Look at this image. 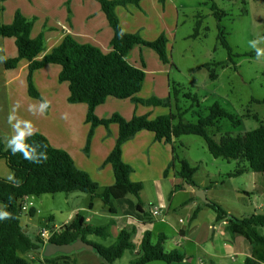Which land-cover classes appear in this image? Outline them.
<instances>
[{
  "label": "rangeland",
  "instance_id": "1",
  "mask_svg": "<svg viewBox=\"0 0 264 264\" xmlns=\"http://www.w3.org/2000/svg\"><path fill=\"white\" fill-rule=\"evenodd\" d=\"M213 2L224 11L225 15L220 22L213 16L207 0H142L141 12L134 4L132 8H127L132 15L119 8L116 15L125 32L136 33L146 41H153L162 33L166 36L167 64H163L152 49L143 45L133 46L126 59L132 64L134 61L140 64L142 59L145 63L144 69L141 68L145 72V80L136 97L143 100L150 97L168 100V105L146 106L135 103L131 99L107 97L95 112L103 117L118 113L125 118L130 112L133 116L135 109L140 115L152 109V116L173 114L175 117L173 124L178 121L196 123L200 118L209 115L210 108L214 104H218L220 108L232 114L238 123L222 117L207 127L206 132L216 141L225 134L242 136L260 124L264 125V58L257 60L255 50L250 47V41L264 36V0H213ZM82 4L84 6H81ZM36 5H40L41 8L33 9L37 11L36 18L30 19L33 22L34 32L44 33L45 24L51 28H60L57 24L58 20L61 23L67 19V23L71 24L69 22L72 19V28L76 32L73 37L78 41L95 43V46L97 45L103 52L111 46L109 42L113 36L112 28L95 0H84V3L78 0H71L69 3L64 0H48L46 9L43 8L42 3L37 2ZM90 15L95 19L96 24L101 26L98 40L95 42L93 39L96 36L90 34V19H85ZM84 20L89 22L88 30ZM197 20H200L201 24L194 38L192 35ZM218 25L222 26L224 36L231 48L230 58L227 50L218 40ZM259 47L264 48V43ZM218 63L221 64L217 65ZM44 69L40 74L35 75L37 85L40 87L39 83L42 81L49 84L57 83L56 66L48 70ZM212 75L214 79L211 78ZM23 81L26 85L25 79ZM42 93L40 95L44 97L43 100L48 101L49 93L44 90ZM56 98L53 104L50 101L52 110L50 108L48 117L42 118L43 115L39 112L33 114L32 131L40 130L41 121L47 119L49 133L47 136L54 146L51 145L64 150L56 145L55 142H58L61 146L74 150L71 153L67 152L75 160L76 167L83 168L80 163V154H85L86 146L89 148L86 152L89 153L92 139L87 145V140L83 136L85 121L80 117L78 105L84 109L86 106L83 103H77L78 109L73 110L68 117L62 118L67 115V110H63L65 109L63 98L58 96ZM33 101L40 105V100L33 98ZM104 128L109 130V127ZM171 147L173 149L166 166L156 165L153 158L151 162L147 159L144 163L135 161L132 164L134 171L130 175L132 181L141 182L140 197L145 205L150 204L146 208L143 205L144 211L149 212L151 204L154 208L160 207L165 221L169 222L168 228L165 227L166 224H158L165 234H168L162 244L163 250L171 252L176 249L186 254L183 261L171 264H211V262L213 264H243L247 256H253L257 264H264L262 247L254 244L246 228L235 223V234H233L229 225L220 224V220H216L215 211L203 204L202 199L196 196V192H203L209 201L217 203L228 216L242 218L250 213L262 214L264 189L261 188V175H254L251 171L240 176L233 175L245 165V162L214 158L209 153L203 138L197 135H181L175 139L172 146H168V149ZM97 148L94 149L93 154ZM107 156L108 154L105 157V152L96 150L95 155L91 156L93 165H86L87 171L80 170L85 171L99 185L100 177L95 175V165H100L101 160L102 166L109 165L105 162ZM182 159L186 160L191 168H195L192 186L184 182L180 186H173L171 181L167 183V180L163 179V170L178 171ZM101 186L105 185H99L98 190ZM159 187L163 190L161 194L164 201L171 204V210L169 208L165 210L156 203ZM95 198L98 200H94V203H103L99 197ZM93 199L90 194L78 191L31 195L27 203H32L33 208L30 210H33V213L30 214V210L22 212V226L29 236L35 239L39 230H50L54 224L62 227L64 215L69 209L77 208L76 213L82 216L90 214L89 203ZM255 199L259 200L260 207L257 209ZM23 205L26 203L24 202ZM193 212L196 214L195 218H191ZM50 214L54 218H49ZM92 217L94 227H104L105 230L108 228L109 220L94 215ZM180 218H183L185 222L183 225L187 229L196 227L191 232L190 239H180L179 234L176 235ZM256 229L260 235H264V226ZM104 232L100 235H88L86 241L105 247L115 244L116 238L107 230ZM175 238L179 240L180 247L174 244ZM131 241L135 249L126 250L123 256L112 264L133 263L137 258L138 241L136 237H132V234ZM151 242L156 243L154 238H151ZM182 244L184 249L181 248ZM41 251L42 248L39 251L31 250L24 254L19 252V256L23 255L30 264H49L41 256ZM76 252L78 250L71 253ZM147 264L168 263L151 261Z\"/></svg>",
  "mask_w": 264,
  "mask_h": 264
},
{
  "label": "trees",
  "instance_id": "2",
  "mask_svg": "<svg viewBox=\"0 0 264 264\" xmlns=\"http://www.w3.org/2000/svg\"><path fill=\"white\" fill-rule=\"evenodd\" d=\"M99 6L108 25L112 28L113 36L110 40L111 50L103 52L97 45L78 41L71 34H65L61 41L46 52L40 59L37 56L44 51L43 34L31 37L33 22L24 17L20 11L14 13L9 24L0 25V37L13 38L17 48V55L5 59V68H15L21 60L28 62L26 75L27 93L30 97L43 102L40 93L33 83L34 71L43 68L48 64L60 66L57 75L59 83L66 82L68 89L67 102L70 104L83 103L87 107L85 123L89 124L87 134V145L97 126L109 127L114 123L118 126L116 142L106 158L113 170V184L104 187L97 193V184L90 176L78 169L68 152L55 148L49 140L41 133L34 132L27 137L26 143L30 145V151L37 158L44 151L47 153V160L41 163H33L24 159L22 153L12 154L10 148L4 149L0 143V159H3L7 167L13 172V180H6L0 177V203L3 205L1 214L9 213L10 218L0 220V264H29L18 252L24 254L31 250L39 251L42 248V241L36 237L31 238L21 222V209L24 198L31 195L55 194L60 192H85L91 198L99 197L109 213L117 214L116 200L127 195L137 198L136 210L145 214L143 203L140 201L141 182H134L130 179L132 168L123 162L122 145L137 132L147 130L153 133L154 140L173 144L172 138H179L181 135H197L203 138L209 153L214 158H221L227 161L238 160L245 162L233 175H242L247 171L261 175L262 187L264 189V125L245 132L242 136H231L225 134L219 141H216L207 132L206 128L213 125L217 119L225 117L231 122L238 123L234 116L226 110L214 104L210 113L200 118L196 123H183L174 120L173 114L159 115L150 118L149 113L133 115L125 119L118 113L108 118H99L95 114L97 106L103 104L107 97L118 99H131L135 103L151 106H167L168 100H160L150 97L146 100L139 99L136 94L142 89L145 72L138 67L131 65L126 57L128 52L135 45H143L152 49L163 64L168 63L167 38L162 33L153 41H146L136 33L125 32L115 13L117 6H126L129 3L138 5L139 0H95ZM215 19L220 22L225 15L213 0H207ZM197 20L195 31L192 37H196L197 30L201 24ZM218 40L223 48L231 56V48L224 36L221 25H218ZM218 63L217 65H220ZM212 79L215 77L212 75ZM194 101L196 98L193 97ZM40 144L46 147H37ZM173 149V147H172ZM88 146L85 147V152ZM87 153V152H86ZM195 168H191L186 160H180V167L177 172L185 184L194 185L193 175ZM167 174L165 170L164 175ZM212 208L216 213V220H226L231 226L239 223L247 230L248 236L255 245L262 247L264 254V235H260L257 227L264 226V211L262 214L250 213L245 217L236 218L228 216L217 203H203ZM92 206V200L89 207ZM264 210V203H263ZM33 210H30V214ZM195 214V212H194ZM193 214V216H194ZM192 216V217H193ZM104 227L91 228L85 224L84 216L77 214L70 224L55 231L49 242L56 244H68L77 240L85 241L88 234L100 235ZM131 231L123 229L116 238V242L110 246H102L96 243L87 242L92 245L93 251L98 256L101 264H112L120 259L126 250H134L135 246L131 241ZM163 238L159 237L155 244L151 243V233L145 231L136 250L137 258L132 264H147L151 261H163L171 264L181 262L185 256L177 252H165L162 248ZM57 259L70 260L69 255L57 254L48 259L53 264H69L67 261L57 262ZM73 264V263H72ZM243 264H257L253 256H247Z\"/></svg>",
  "mask_w": 264,
  "mask_h": 264
},
{
  "label": "crops",
  "instance_id": "3",
  "mask_svg": "<svg viewBox=\"0 0 264 264\" xmlns=\"http://www.w3.org/2000/svg\"><path fill=\"white\" fill-rule=\"evenodd\" d=\"M64 1H66L67 3L71 2V0H64ZM141 1L142 0H139L138 5L134 4L140 10V12L142 11ZM37 2L42 3L44 9L47 8L46 4L48 3V0H0V25L11 23L13 16H14V13L16 11H20V13L28 19H31V17L36 18L35 16L37 14V11H33V9L39 10L41 8L40 5L39 6L36 5ZM78 2L84 3V0H78ZM132 5H133L132 3H129L124 7L123 6H117L115 8V12H117L116 14H118L119 8H122V10H125L127 13L132 15V12L128 11V9H127V8H132L131 7ZM81 6H84V4H82ZM88 18L90 19V31H91L90 34L96 36L93 39L94 40L93 42H95L98 40V34L101 30V26L100 25L98 26L96 24L95 19H93L92 15H90L89 17H85V19H88ZM84 21L87 24V30H88L89 22H87L86 20H84ZM69 23H71V24H68L67 19H66L64 22H61V23L59 20L57 21V24L60 26V28H55V27L51 28V27H48V24H45L43 26L44 27L43 28L44 33H42V34H43V39H44V51L41 52L37 56V59H40L52 47L57 45L61 41L62 37L65 34L69 33L72 36L76 35L75 34L76 32L72 28V19H71V22H69ZM84 33H87V32H84ZM37 35H38V32H34L33 28H32L30 36L36 37ZM45 42H46V48H45ZM47 43H49L48 46H47ZM93 44H95V43H93ZM110 50H111V46L108 48V50L106 52H108ZM16 55H17V48L15 46L14 39L13 38L0 37V56L8 59V58H13ZM4 62H5V60L3 62H0V143H2L4 149H8L9 148L8 147V141L11 139V137L13 135H15V132H16V134H18V132L20 130L28 131V129L26 128V126L24 124H20L18 126V128H15V120H13L12 123H13L14 128H15V132H14L12 126L9 123L10 114L15 116L17 119L31 121V123H32L33 112L29 111L30 106H33V105L35 106L34 111L36 113V112H39V104L34 103L33 98H31L27 93V83H26V85H25V83H23L24 79L26 82L28 62L26 60H21L17 67L10 68V69L5 68ZM129 63L135 67L142 68V69H144V66H145L143 59H142V63H140V64H138V62H136V61H134L133 64L131 62H129ZM49 66H51V67L56 66V71H57V73H59L60 66L56 65V64H48V65L44 66L43 68L34 71V73H33V83H34L37 91L42 95L43 94L42 92L44 90L47 93H49V95H50V97L47 98L48 102H49V107H48L46 113L43 114L42 118H46L49 116L50 108L52 110L51 106L53 104V101L56 100L57 99L56 96H58L59 98H63L62 102L64 103V108H65L63 110L64 111L67 110L66 111V114H67L66 117H68V114H70L73 110L79 108L78 111H79L80 117L84 120L85 115H86V111H87V107H86V109H84V108L80 107V105H78L79 107L77 108L76 104H70L67 102L68 89H67V83L66 82L59 83L57 80L56 81L57 83L51 82L49 84L45 81H42L39 84L43 90L37 85L36 80H35V75L37 73L40 74L43 70H45L44 68H46V70L51 68ZM44 101H47V100H44ZM50 101H52V104ZM39 102L41 103V101H39ZM17 105H19L18 108H17ZM97 108H98V106L96 107L95 110H97ZM135 111H136L135 112L136 115H140L136 109H135ZM95 113L100 118L109 117V116L103 117V116H100L97 112H95ZM130 113L128 116L125 117V119H130L132 117ZM147 113H149L150 118L155 117V116H152L153 115L152 109H149V111H147ZM55 115H58V114H55ZM41 123H42L41 124L42 128H39L40 130H33V131L34 132L38 131L39 133L43 134L44 136H46L48 138L47 135L49 133H48V127H47V119H44V121H41ZM84 124H85V130L83 132V136L86 139L89 124H87L85 122H84ZM117 136H118L117 124H114V123L110 124L109 130L105 129L103 126H97L95 128L93 136L91 138L92 141H91V147H90L89 153H86L84 151L85 154H80V163H81V165H83V168L80 165L81 167L79 169L87 171L86 169H88V168H86V165H90V166L93 165V161L91 159V156L93 157L95 155L96 150H100V151L105 152V157H106V155L111 152V150H112V148L116 142ZM175 139L176 138H172L173 143L175 142ZM48 140H49V138H48ZM49 141L54 146L53 142L51 140H49ZM55 143H56V145L60 146V148H63L64 150H66V152L68 151L71 153V151L72 152L74 151V150H69V148H65V147L61 146V144H58V142H55ZM168 146H172V145H169V144L164 143V142H157L154 140V135L152 132L147 131V130H141V131L137 132L134 136H132L129 140H127L126 142L123 143L121 158H122L123 162H125L126 164L131 166L132 172L134 171L132 164L135 161H140V162L144 163L145 159H147L148 162H151V159L153 158V161L156 165H161V167H164L167 165L168 159L170 157V153L172 152V147H171V149H168ZM96 147H98V148L95 150V152L93 154V151ZM76 151H77V149H76ZM101 163H102V160L100 161V165H98V164L95 165V175L100 177L99 185H105V186H101L100 190H102L104 187H106L108 185L113 184V182H114V175H113V170H112L111 165L109 164V165L102 166ZM74 164L76 166L75 160H74ZM164 172H165V170H163V179H166L167 183H169L171 181L173 186L174 185L180 186L182 184L183 180L180 177H178V175H177L178 171L176 169H174L172 172L167 171L166 175H164ZM245 174H246V172H245ZM252 174L257 175L254 172ZM0 177L7 179V180H9V177H12V180H13V172L7 167V165L3 159H0ZM99 185L97 183V187H99ZM261 188H263V187L261 186ZM100 190H98V188H97V191H100ZM158 190H159V197H158L156 203H158V206L164 207L165 210L168 208H169V210H171L172 209L171 204H168L167 201L165 202L164 197L161 194L163 190L160 187L158 188ZM28 197L29 196L24 198V202L26 203V210L27 211L33 208L31 205L32 203L31 204L29 202L27 203ZM94 200H98V198L93 199L92 206H91V208L89 207V209H88L90 214H88L87 216H84L85 224L87 226H89L91 228H96V227H94L95 225L92 224V222H93L92 215L98 216V217H104V219L109 220L108 228L106 229L108 232H110L115 238H117V236L119 235V233L123 229L130 230L132 232V237H136V239L138 241L136 244L137 247H138V245L142 239L143 233L145 231H149L151 233V238H154L155 242L158 241L157 239H159V237L163 238V242L166 239V235H168V234H165L163 229L160 228L158 225V224H166L165 227L168 228L169 222L165 221V216L163 219H159V218H153L148 212H145V214H141V213L137 212V210H136L137 199L135 196L127 195L123 198L117 199L116 200V206L118 208L117 214L109 213V211L103 205V203H94ZM140 201L143 203L144 208H146L147 206L150 205V204L145 205V203L143 202V199H141V197H140ZM151 205H153V204H151ZM158 208H160V207H158ZM2 209H3V205L0 203V214L2 212ZM76 211H77V208H72V209H69L66 211V214L64 215L65 220L62 224V227L67 226L68 224H70V222L73 221V219L77 215ZM168 213H169V211H168ZM193 214H194V212L192 213V216H193ZM186 215L189 216V214H186ZM192 216H191V218H195L196 214H194L193 217ZM49 218L52 219L54 217L52 214H50ZM222 221H219L220 224L229 225L230 230L233 232V234H235L236 224L234 223L231 226L227 221H226V223H223ZM53 227H55L59 230H60V228H62V227H59L57 224H54ZM214 228H215V226H214ZM177 229L178 230H177L176 235L179 234L180 239L181 238H183V239L189 238L190 239L191 232L193 230H195L196 227H192V229L189 230V229L185 228L184 226L179 225V227L177 226ZM106 230H105V232H106ZM167 233H170V232H167ZM88 235H91V234H88ZM87 236H86V239H87ZM233 240H234V238H233ZM86 242H88V241H86ZM174 244L177 247H180V242L176 238H175ZM183 245L184 244H182V246H181L182 249H184ZM171 252H177V253L182 254L186 257V254L184 252L177 251L176 249H174ZM18 255H19V252H18ZM68 255L70 256V260L57 259V262L62 263L63 261H67L69 264H72V263L73 264H101L100 259L98 258V256L95 254V252L92 249L89 250L86 248H82V249H79L78 252L73 253V254L70 253ZM21 257H23V255ZM49 264H53V262L52 263L49 262ZM211 264H213V263L211 262Z\"/></svg>",
  "mask_w": 264,
  "mask_h": 264
},
{
  "label": "clouds",
  "instance_id": "4",
  "mask_svg": "<svg viewBox=\"0 0 264 264\" xmlns=\"http://www.w3.org/2000/svg\"><path fill=\"white\" fill-rule=\"evenodd\" d=\"M264 43V36L259 37L256 40L250 41V47L252 49L255 50L256 52V59L260 60L262 58H264V48L259 47L260 44ZM6 58L0 56V62H3ZM19 107V105H17V108ZM49 107V102L48 101H43L40 103L39 105V113L40 115H43L46 113L47 109ZM35 106H30L29 111H32L33 114H35ZM62 118H66L62 117ZM15 120V128H18V126L20 124H24L26 126V128L28 129V131H24V130H20L18 132V134H16L15 132V128L14 125L12 123V121ZM9 123L12 126L15 135H13L11 137V139L8 141V147L11 149L12 154L15 155L16 153H22L24 159L33 162V163H41L42 161L47 160V153L46 151L42 152L40 154V157L37 158L36 156L33 155L32 151H30V145L26 143V139L27 137L31 136L32 134H34V131H32L33 129V125L31 123V121H26V120H20L17 119L15 116L11 115L9 116ZM37 147H46L40 144H36ZM9 180H12V177H9ZM6 218H10V214L9 213H3L0 214V220L2 219H6Z\"/></svg>",
  "mask_w": 264,
  "mask_h": 264
},
{
  "label": "water",
  "instance_id": "5",
  "mask_svg": "<svg viewBox=\"0 0 264 264\" xmlns=\"http://www.w3.org/2000/svg\"><path fill=\"white\" fill-rule=\"evenodd\" d=\"M196 196L202 199L203 203L210 202L205 197L203 192H196ZM82 248H86L89 250L93 249L91 244L81 240H77L73 243H68V244H56V243L48 242L42 247L41 256L43 258H50L57 254L68 255L74 250H79Z\"/></svg>",
  "mask_w": 264,
  "mask_h": 264
},
{
  "label": "built area",
  "instance_id": "6",
  "mask_svg": "<svg viewBox=\"0 0 264 264\" xmlns=\"http://www.w3.org/2000/svg\"><path fill=\"white\" fill-rule=\"evenodd\" d=\"M64 28V27H63ZM258 202H259V200L258 199H255V204L257 205L256 206V209L258 208V207H260L259 205H258ZM263 206V205H262ZM26 210V205H23L22 206V209H21V211H20V213L22 214V212L23 211H25ZM153 218H159V219H163L164 218V214H163V211H162V209L161 208H154L152 205H151V207L149 208V212H148ZM223 223H226V220H223L222 221ZM179 223H180V225L181 226H184L183 224L185 223L184 221H183V218H180V221H179ZM185 227V226H184ZM186 228V227H185ZM213 228H214V226H213ZM58 229L57 228H55V227H53L52 229H50V230H46V229H42V230H39L38 232H37V237L42 241V246H44L46 243H48L49 242V240H50V238H51V236L54 234V232L55 231H57Z\"/></svg>",
  "mask_w": 264,
  "mask_h": 264
}]
</instances>
